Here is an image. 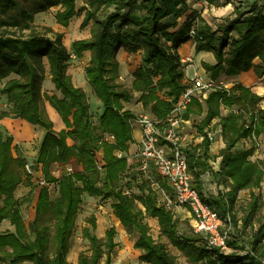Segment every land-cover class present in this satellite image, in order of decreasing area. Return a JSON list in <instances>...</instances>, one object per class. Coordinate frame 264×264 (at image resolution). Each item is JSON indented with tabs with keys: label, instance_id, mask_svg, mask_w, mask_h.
<instances>
[{
	"label": "trees",
	"instance_id": "obj_1",
	"mask_svg": "<svg viewBox=\"0 0 264 264\" xmlns=\"http://www.w3.org/2000/svg\"><path fill=\"white\" fill-rule=\"evenodd\" d=\"M214 4L219 0H206ZM77 0H0V82L7 80L0 93L5 97L11 111L0 113L5 118L21 119L46 130L40 149L38 163L43 165L47 184L58 186V196L51 197L48 187L38 195L36 214L27 226L20 201L15 193L30 176L25 174L27 160L14 155L12 137L0 129V223L9 221L16 232L0 234V261L10 264H70L71 239L83 196L112 199L115 217L129 235H138L134 247L142 251L141 260L146 264H179L166 244L155 240L146 218L156 219L160 238L180 252L189 264H264V224L250 241L248 254H227L211 247L205 236L195 234L193 229L181 232L175 215L160 203L156 183L161 190L169 192L168 185L156 172L146 178L139 165L129 166L127 158H119L116 152H128V143L133 141L132 121L135 116L124 111L123 103L140 94L139 102L157 119L164 120L173 110L185 90L184 64L179 48L190 42V32L195 19L197 53H213L217 64H203L213 81L222 75L237 77L254 70L258 78L264 77V9L253 4L247 11L235 10L236 18L221 24L216 31L203 25L201 17L190 11L186 0H89L81 28L90 23L91 37L73 43L76 55L81 58L91 53L85 69L86 79L104 112L94 124L87 94L76 87L67 71L71 59L64 45L63 33H54L50 28L40 32L35 18L52 8H59L56 21L68 27L77 15ZM112 10V12H108ZM122 49L130 55L142 52L141 65L134 73L131 89H123L119 83L117 54ZM256 59L259 64H254ZM48 66V69L46 68ZM48 74L58 96L43 93V83ZM263 98L241 84L230 90L212 91L204 104L207 115L197 126L204 134L214 119H219L222 137L226 144L221 151L219 171L210 166V142L205 140L199 148L188 151V165L194 177V188L204 201L222 219L231 217L236 229H254L260 213L261 197L253 191L264 182V165L253 162L255 147L247 151H235L244 139L259 138L264 134ZM48 102L61 117L66 130L54 131L45 103ZM222 109L228 110L222 115ZM238 113H234V110ZM203 103L194 100L185 113V119L201 116ZM110 134L115 143L103 142L101 136ZM71 139L74 145L69 146ZM102 151L105 167L100 173L95 165V154ZM74 163L79 169L54 178L52 165ZM211 173L219 185L230 188L229 192L205 197L202 176ZM26 175V178H25ZM157 175L155 182L152 176ZM128 179L129 182L124 183ZM140 180L139 193L132 192ZM125 190L130 192L125 194ZM251 192L243 218L234 213L237 196L241 191ZM96 228L94 216L88 219ZM83 235L90 243L91 256L81 254L78 264H99L106 256L105 264H112V254L117 247V230L106 232V241L84 229ZM239 236L228 241L232 249L238 246ZM242 249H245L242 248Z\"/></svg>",
	"mask_w": 264,
	"mask_h": 264
},
{
	"label": "rangeland",
	"instance_id": "obj_2",
	"mask_svg": "<svg viewBox=\"0 0 264 264\" xmlns=\"http://www.w3.org/2000/svg\"><path fill=\"white\" fill-rule=\"evenodd\" d=\"M254 1L264 4V0H242V1L237 0L235 2V7L239 6L238 8L242 11L247 10L248 7L251 6V2H254ZM88 3H89V0H77L76 5H77L78 15L74 19L71 20L68 27H63L59 25L56 21L55 16L59 8H52L46 13L37 15L35 18V25L38 27V30L40 32H44L43 28H50L53 30L54 33H63L65 35L64 45L68 48V51L71 54V59H70L69 68H68V71L70 70V73L68 72L70 74L69 76L72 78V80L74 79V82H75L74 84L78 86V88H81L87 94L88 99H89V104H90L91 116L93 118L94 124H98V119L100 118V115L104 112V106L94 94L92 88L88 84V81H87L88 85L87 84L84 85V79H83L86 76L85 69L90 63L89 56L84 55L82 59H78L75 53L73 52L72 47H70V44L73 45V43L76 41L86 40L91 37L90 30L92 27V23H90V25L85 29L81 28L85 13L88 9ZM198 6H199L198 8H200V6L207 8L206 5H198ZM108 12H112V10H109ZM199 16L201 17L200 14ZM119 52L117 54V57L119 55ZM139 54L140 52L136 55H131L133 57L132 62L139 60V58L134 59L135 57L139 56ZM183 64H184L185 74H188V70H190V74H194L195 72L199 73V71H201L202 75L205 76L203 71L201 70V68H203V65L201 67L199 66L197 67L196 63H193V62L192 63L187 62V64L185 63ZM130 65L134 66L136 64L135 63L131 64L129 61H127L126 68L128 69V72H125L122 74L123 80H121L120 76L118 79V83L123 89H127L130 86L129 80H127V78L130 79L132 75V73L129 71ZM46 68L48 69L47 65H46ZM79 72H80V75H79ZM47 75H49L48 70H47ZM190 76H193V75H190ZM133 77H134V74H133ZM232 78H235V77H232ZM232 78L222 75L219 78L218 82H216V84L231 87L229 86V83L232 82ZM6 82L7 80L0 82V91L4 87ZM133 102L136 103V101H133ZM11 109L12 107L8 105L6 99H4L0 93V113L3 111L9 112L11 111ZM225 114L226 113H224V115ZM255 145L257 149L255 156H257L259 160H261L262 158L264 159V137H262V139L260 140H257L255 142ZM251 146H252L251 143H248V145L243 143V144H240L239 148L247 149V148H250ZM261 162L264 165V161H261ZM30 165L32 166V169L35 170L37 174L42 172L41 174L44 176L43 171L39 170L37 167L33 166L32 164ZM78 169L79 168L74 163H70L69 165H66V166L54 164L52 165L50 172L54 178H59L64 173H72ZM41 174L39 175V178L30 177L31 185H29V183L25 181L21 186H19V188L17 189L15 193L16 198L21 203L24 221L27 226H29L35 218L37 198H38L40 190L43 188V186L40 185ZM157 178H158L157 175L152 176L153 182H155ZM44 179H45V176H44ZM127 182H129V180L125 179L124 183H127ZM139 183H140V180L133 185L132 192L136 194L139 193V189H138ZM213 184L214 182L211 180L206 182L207 189L204 190V195L207 196L208 198L218 193L217 189L215 190V188L214 189L212 188ZM47 187L50 190L51 197L53 199L56 198L59 194L58 186L56 184H47ZM153 188L157 190L160 202L162 204L161 190L159 189L156 183H154ZM258 195L261 197L262 206H261L260 213L257 217V221L254 224V229L252 228H248L246 230L241 229L240 228L241 223H239V227L237 229L233 227V229L229 233L230 241L235 240L234 236L237 234L239 238L236 240H238V246L241 249L234 250L230 246H228V249L225 251L227 254H231L234 252H237L238 254H246V252H248L247 246L249 245L250 241L253 239V236L256 234L260 226L264 224V193L258 192ZM248 202H249L248 193H245V192L242 193L236 205V209L234 210V213L237 215L239 220L243 218L244 211H245V208ZM113 203L114 201L112 199L92 198V197H89L88 195L83 196V203L81 205L80 212L77 216L76 226H75L72 239H71V251L68 256V261L70 264H78V258L81 254H86L89 257L92 254L90 250V243L83 235L84 229H89L91 234L94 236H97L101 240L102 244H104L106 241L105 234L111 228H115L117 230V236L115 238L117 247L112 254V264H146L142 262L141 260V256L143 254L142 251L135 249L134 247L136 241L138 240V235L132 236V235L127 234V232L121 226L119 220L114 215V211L112 209ZM179 214H175V217L179 224V230L181 232L190 233L192 231V224L191 222H189L190 220L187 218L181 219L179 217ZM92 216H94L96 220V228H94L88 222V219L91 218ZM145 223L148 224L150 228L151 236L155 240L166 244L168 251L177 258V261L179 264H189L186 258L176 249L171 247L165 238H160V227L156 219L146 218ZM222 231L223 232L227 231V227L223 226ZM262 245L264 247V243H262ZM244 247L245 249H242ZM261 250L264 251V248L263 249L258 248L259 253L261 252ZM262 258L264 262V257ZM105 259H106V256L104 255L103 259L101 260L99 264H105Z\"/></svg>",
	"mask_w": 264,
	"mask_h": 264
},
{
	"label": "built area",
	"instance_id": "obj_3",
	"mask_svg": "<svg viewBox=\"0 0 264 264\" xmlns=\"http://www.w3.org/2000/svg\"><path fill=\"white\" fill-rule=\"evenodd\" d=\"M198 25L199 18H196L190 32V42L193 45L197 42L196 27ZM182 62L187 64V62L192 63V60L186 58ZM183 83L185 85L184 92L164 120L143 112L136 115L132 121V127H139L143 135L136 154L137 164L139 171L146 178H149L152 172H156L170 188L169 192L160 189L162 204L174 215L185 211L190 213L193 219L192 229L194 233L205 236L211 247L226 253L230 240L229 233L233 229L231 217L222 219L217 211L204 201L194 188V177L188 165V151L191 148H199L205 140H208L211 145L216 143L218 138L222 136V129L220 126L216 130L208 128L204 134H200L198 131L191 133L188 130L189 121L185 119V113L194 100L205 101L212 91L217 89L230 90L233 86L217 85L215 82L207 81L198 72H195L193 76L185 74ZM225 111L228 112V110ZM233 112L238 113V110ZM252 140L256 142L257 138L253 136ZM103 142L115 143V137L104 134L101 136L100 144ZM94 160L98 171L102 173L105 167L102 151L95 154ZM210 166L212 170L219 171L216 162L210 161ZM24 172L30 177L38 178L42 173L37 174L30 164L26 165ZM40 185L47 187L42 174ZM229 191V187L223 185L218 187V193ZM258 192L264 193V182ZM125 194L129 195L130 192L125 190ZM205 197L207 198V196ZM223 226L227 227V231H222Z\"/></svg>",
	"mask_w": 264,
	"mask_h": 264
},
{
	"label": "crops",
	"instance_id": "obj_4",
	"mask_svg": "<svg viewBox=\"0 0 264 264\" xmlns=\"http://www.w3.org/2000/svg\"><path fill=\"white\" fill-rule=\"evenodd\" d=\"M198 1H200V2H198ZM236 1L237 0H219L214 4H209L206 0H186L188 6L190 8V11L183 17L182 22L184 23L187 20L188 15H190L192 13H195L198 15L200 14L202 24L208 25L213 29V31H216L217 28L221 24H223L227 21H232L236 18L237 15L235 13V10L239 9L238 8L239 6L235 7ZM253 4H258L259 7L264 9V4H261L260 2L254 1V2H251V6H249L247 10H249V8L252 7ZM198 5H206L207 8H204L203 6H200V8H198L199 7ZM247 10H243V11H247ZM70 47H72V50L76 55V52L73 49L72 44H70ZM67 50H68V48H67ZM178 53L181 56L182 60H186V58H189L192 60L193 63H196L197 67L198 66L201 67L203 64H208L210 66H215L217 64V61H216L213 53H209V52L197 53V51L195 49V45H193L191 42H187L186 44H183L179 48ZM140 54H142V52H140ZM140 54H139V56L134 58V59L139 58V60L138 61L136 60L135 62L134 61L132 62L133 57L131 55H129L128 53L124 52V50H120L119 55L117 57V60L120 64L119 75H120L121 80H123L122 74L125 72H128V69L126 68L127 67V61H129L131 64L132 63L136 64L134 66L130 65V67H129V71L132 73V75H131L130 79L127 78V80H129V83H130V86L127 89L132 88V85L134 82L133 74L139 69V67L141 65L142 55H140ZM84 55L89 56V60H90V58H91L90 52H85L81 58H79L77 55H76V57L78 59H82L84 57ZM138 62H139V64H138ZM259 63H260L259 59H256L254 61V64H259ZM201 70L203 71L205 76L202 75L201 71H199V74L201 76H203L207 81H212L215 83L218 82V81H213L210 78V76L206 73L204 68H201ZM68 72L70 73V70L67 71V73ZM69 73H68V75H70ZM79 75H80V72H79ZM188 75H193V74H190V70H188ZM85 77L83 78L84 79V85L87 84V80ZM72 82H73V84L75 83L74 79L72 80ZM238 83L243 85L244 87L250 89L254 94L262 97L264 100V77L261 79L258 78V76L256 75V73L254 72L253 69L248 71V72H244L235 78H232V82L229 83V86H234L235 84H238ZM82 85H83V83H82ZM76 87H78V86H76ZM43 93L47 96H50V97H52V96H58L59 98L62 97L60 92H58L55 89V86L51 82V77L49 75H47L46 80L43 83ZM3 98L5 99V97H3ZM139 99H140V94L134 93L133 101H136V103H134L133 101H131L129 103H123L124 111H129L134 116H136L140 113H143V112L151 114V112L149 110L144 109L143 105L139 102ZM201 102L203 103V106H204L203 114L201 116L193 115L188 120L189 121L188 130L191 133L198 131L197 126L201 123V121L207 115V108L204 104L205 101H201ZM261 107L264 109V101L261 103ZM45 108H46V111H47L49 118L54 123V131L56 133H59L63 130H66V126L63 123L61 117L56 112V110L51 107V105L48 102L45 103ZM223 111H224V113L227 114V112L224 109H222V112H221L222 115H224ZM218 122H219V119H214L209 128H211L213 130L220 128V125ZM0 129L4 133H6L8 136L13 138V140H14V143H13L14 155L16 157L25 158L28 163L32 164L33 166L37 167L39 170L43 171V165L38 163V159H39L40 149H41L42 143H43V141L46 137V134H47L46 130H44L38 126L31 125L28 122L23 121L21 119H11V118H5L3 120H0ZM132 136H133V141L128 143V152L127 153L116 152L117 157L128 159L129 166L138 163L137 159H136V154L139 150V146H140V143H141L142 138H143L141 129L139 127L133 128ZM262 137H264V134H262L257 140L262 139ZM243 143H245L246 145H248V143H251L252 146L250 148H247V149L239 148L240 144H243ZM68 145L72 146V145H74V142L71 139H69ZM225 147H226V144H225L222 136L218 138L216 143H214L210 146V156H211L210 161L216 162L219 170H220L221 161H222V157L220 156V153L222 150L225 149ZM252 147H255V149H256L255 142L252 139H244L237 145L235 151H247V150H250ZM255 155H256V150H255L254 155L251 157V160L253 162L264 161L263 158L261 160H259L257 158V156H255ZM25 178H26V176H25ZM209 180L214 182L212 188L213 189L215 188V190L216 189L218 190V187L220 185L218 184V182L213 178V176L209 172H207L205 175L202 176L204 190L207 189L206 182H208ZM169 191H170V188H169ZM244 192L248 193V201L250 202L251 192L248 190L241 191L237 196V200L235 203V209H236V205H237L242 193H244ZM253 192L256 195H258V189L254 190ZM179 217L181 219H186V218L189 219L190 220L189 222H191V224L193 225V219H192V215L190 213H188L186 211L182 212L179 214ZM240 223H241V221H240ZM15 232H16L15 227L12 226L9 221L6 220V221H3L0 223V234L4 235V234L15 233ZM0 264H6V263L0 261ZM7 264H10V263H7Z\"/></svg>",
	"mask_w": 264,
	"mask_h": 264
}]
</instances>
